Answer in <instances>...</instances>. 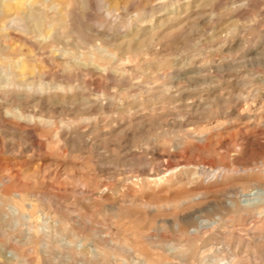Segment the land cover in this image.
<instances>
[{
    "label": "rangeland",
    "instance_id": "374dc122",
    "mask_svg": "<svg viewBox=\"0 0 264 264\" xmlns=\"http://www.w3.org/2000/svg\"><path fill=\"white\" fill-rule=\"evenodd\" d=\"M0 264H264V0H0Z\"/></svg>",
    "mask_w": 264,
    "mask_h": 264
},
{
    "label": "bare ground",
    "instance_id": "6f19581e",
    "mask_svg": "<svg viewBox=\"0 0 264 264\" xmlns=\"http://www.w3.org/2000/svg\"><path fill=\"white\" fill-rule=\"evenodd\" d=\"M15 25V24H14ZM173 171V170H172ZM4 179V178H3ZM18 253V252H17Z\"/></svg>",
    "mask_w": 264,
    "mask_h": 264
}]
</instances>
